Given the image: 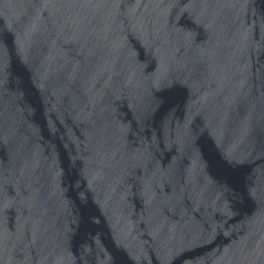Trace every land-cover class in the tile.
<instances>
[{
  "label": "water",
  "instance_id": "95a60500",
  "mask_svg": "<svg viewBox=\"0 0 264 264\" xmlns=\"http://www.w3.org/2000/svg\"><path fill=\"white\" fill-rule=\"evenodd\" d=\"M0 264H264V0H0Z\"/></svg>",
  "mask_w": 264,
  "mask_h": 264
}]
</instances>
